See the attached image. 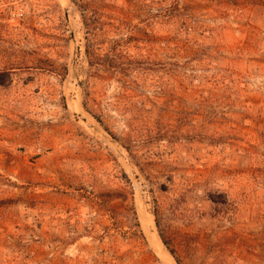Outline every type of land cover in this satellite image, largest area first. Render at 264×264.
<instances>
[{
  "label": "rangeland",
  "instance_id": "obj_1",
  "mask_svg": "<svg viewBox=\"0 0 264 264\" xmlns=\"http://www.w3.org/2000/svg\"><path fill=\"white\" fill-rule=\"evenodd\" d=\"M106 1L126 78L89 65L84 0H0V264H177L157 210L264 264V0Z\"/></svg>",
  "mask_w": 264,
  "mask_h": 264
},
{
  "label": "trees",
  "instance_id": "obj_2",
  "mask_svg": "<svg viewBox=\"0 0 264 264\" xmlns=\"http://www.w3.org/2000/svg\"><path fill=\"white\" fill-rule=\"evenodd\" d=\"M71 1L75 3L76 0ZM81 9L87 29L85 55L89 65L96 69L95 75L100 77L105 75L108 77H118V75H123L122 78L129 77L131 70L122 68L124 59L128 58V56L123 54V48L127 41L122 38L121 25L115 23L114 14L117 11V7L107 3L106 0H84ZM106 45L110 53L105 55L102 52ZM133 63L132 61L130 62V67ZM101 72H103V75L100 74ZM121 81L124 84L126 83L122 79ZM3 84L4 82L0 81V85ZM168 211L172 217H177V208L175 206H169ZM155 217L159 236L177 264H184L190 256L193 258L197 256L198 258V255L205 249L207 250L206 255L198 258L201 260L200 264H209L206 257L210 255H213L211 257H214L216 262H220L224 254H226V247L218 249L217 246H212L206 248L207 246L202 244L199 235L178 229L171 223V218H169L167 223H163L158 210L155 211ZM212 253H217V255L214 256Z\"/></svg>",
  "mask_w": 264,
  "mask_h": 264
},
{
  "label": "bare ground",
  "instance_id": "obj_3",
  "mask_svg": "<svg viewBox=\"0 0 264 264\" xmlns=\"http://www.w3.org/2000/svg\"><path fill=\"white\" fill-rule=\"evenodd\" d=\"M143 212V211H142ZM141 212V218H142V222H143V225H144V227H145V229L148 231V232H151V229H152V225H153V221L143 212L142 213ZM153 219V218H152ZM163 252V251H162ZM160 255H161V253H160V251L158 252ZM167 253V252H166ZM159 255V256H160ZM165 255H167V254H165ZM162 256V255H161ZM160 256V257H161ZM169 256V255H168ZM166 257V256H165ZM166 259H168V258H166ZM166 261V260H165ZM165 263V262H164ZM167 264V263H166Z\"/></svg>",
  "mask_w": 264,
  "mask_h": 264
}]
</instances>
